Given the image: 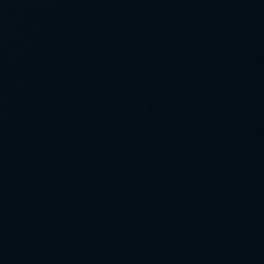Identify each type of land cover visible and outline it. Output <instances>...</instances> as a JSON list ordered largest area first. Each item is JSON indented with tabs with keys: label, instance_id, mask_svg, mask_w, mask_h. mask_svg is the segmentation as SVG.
Returning <instances> with one entry per match:
<instances>
[{
	"label": "water",
	"instance_id": "obj_1",
	"mask_svg": "<svg viewBox=\"0 0 264 264\" xmlns=\"http://www.w3.org/2000/svg\"><path fill=\"white\" fill-rule=\"evenodd\" d=\"M0 264H264V0H0Z\"/></svg>",
	"mask_w": 264,
	"mask_h": 264
}]
</instances>
